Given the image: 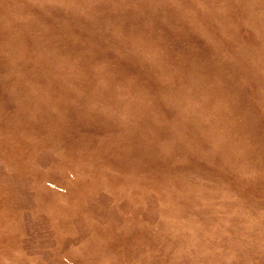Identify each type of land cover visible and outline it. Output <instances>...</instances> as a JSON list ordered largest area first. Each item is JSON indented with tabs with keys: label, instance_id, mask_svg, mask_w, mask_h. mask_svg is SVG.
I'll list each match as a JSON object with an SVG mask.
<instances>
[{
	"label": "rangeland",
	"instance_id": "rangeland-1",
	"mask_svg": "<svg viewBox=\"0 0 264 264\" xmlns=\"http://www.w3.org/2000/svg\"><path fill=\"white\" fill-rule=\"evenodd\" d=\"M0 264H264V0H0Z\"/></svg>",
	"mask_w": 264,
	"mask_h": 264
}]
</instances>
